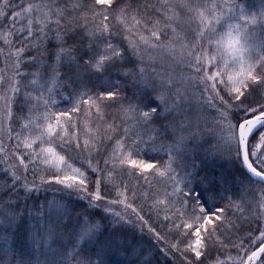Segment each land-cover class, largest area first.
Segmentation results:
<instances>
[{"label": "snow or ice", "instance_id": "snow-or-ice-1", "mask_svg": "<svg viewBox=\"0 0 264 264\" xmlns=\"http://www.w3.org/2000/svg\"><path fill=\"white\" fill-rule=\"evenodd\" d=\"M0 65V264H264V0H0Z\"/></svg>", "mask_w": 264, "mask_h": 264}, {"label": "trees", "instance_id": "trees-1", "mask_svg": "<svg viewBox=\"0 0 264 264\" xmlns=\"http://www.w3.org/2000/svg\"><path fill=\"white\" fill-rule=\"evenodd\" d=\"M153 2H155V0H153ZM238 3H243V4H258L259 0H237ZM251 10H255V9H246V11H251ZM0 67H2V65H0ZM29 179H31V177H29ZM40 198L41 200H43L44 196H48V198H52L53 195H59L53 192H47V193H40ZM147 237H145V241H147ZM145 247H147V244H145ZM225 256H221V259H225ZM165 257L160 254L157 250L156 255H155V260L159 261V264H165ZM169 264H171L170 258H169Z\"/></svg>", "mask_w": 264, "mask_h": 264}]
</instances>
